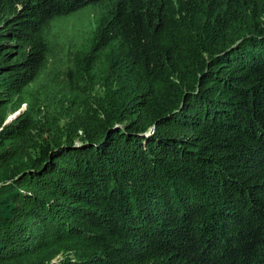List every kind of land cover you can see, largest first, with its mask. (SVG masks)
Here are the masks:
<instances>
[{"label":"trees","instance_id":"trees-1","mask_svg":"<svg viewBox=\"0 0 264 264\" xmlns=\"http://www.w3.org/2000/svg\"><path fill=\"white\" fill-rule=\"evenodd\" d=\"M90 5L110 118L37 162L32 87ZM0 264H264V0H0Z\"/></svg>","mask_w":264,"mask_h":264},{"label":"rangeland","instance_id":"rangeland-1","mask_svg":"<svg viewBox=\"0 0 264 264\" xmlns=\"http://www.w3.org/2000/svg\"><path fill=\"white\" fill-rule=\"evenodd\" d=\"M92 9L90 5L56 21L64 29L63 39L57 43L56 56L43 78L32 87L31 92L36 93L35 96L39 95L41 100L45 95L49 98L48 103L46 102L45 107L41 109L38 116L40 120L32 130L27 148V152L37 162L44 160L48 152L56 146L72 140L81 145L83 131L80 130V126L86 121L91 125L101 118L104 120L110 118L108 114L111 112L112 95L116 87L114 74L110 69H107V72H100L99 68L97 72H92L91 76L81 74L78 68L77 43L86 40L73 38L75 34L79 35L78 28L82 31L85 23L93 21L95 13ZM71 40L76 42H70ZM65 43L70 47H66ZM107 77L109 80H106ZM27 109L28 105L24 104L20 111L9 118ZM64 258L65 255L60 254L56 261H63Z\"/></svg>","mask_w":264,"mask_h":264},{"label":"water","instance_id":"water-1","mask_svg":"<svg viewBox=\"0 0 264 264\" xmlns=\"http://www.w3.org/2000/svg\"><path fill=\"white\" fill-rule=\"evenodd\" d=\"M20 113H21V112H20ZM20 113H18L17 115H14V117H12V118H9V119L7 120V122H6V124L12 122L13 119H14L15 117H18V116L20 115Z\"/></svg>","mask_w":264,"mask_h":264}]
</instances>
